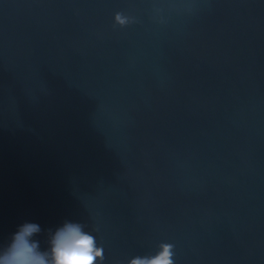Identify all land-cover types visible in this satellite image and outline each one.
<instances>
[{
    "label": "water",
    "instance_id": "obj_1",
    "mask_svg": "<svg viewBox=\"0 0 264 264\" xmlns=\"http://www.w3.org/2000/svg\"><path fill=\"white\" fill-rule=\"evenodd\" d=\"M66 220L264 264V0H0V245Z\"/></svg>",
    "mask_w": 264,
    "mask_h": 264
},
{
    "label": "clouds",
    "instance_id": "obj_2",
    "mask_svg": "<svg viewBox=\"0 0 264 264\" xmlns=\"http://www.w3.org/2000/svg\"><path fill=\"white\" fill-rule=\"evenodd\" d=\"M134 18L123 12L114 14V27L125 28ZM40 225L25 222L18 226L6 244L0 245V264H104V247L88 230V225L66 220L54 231H49L47 247L42 249L35 239ZM127 264H175L174 245L160 242L152 253L135 255Z\"/></svg>",
    "mask_w": 264,
    "mask_h": 264
}]
</instances>
